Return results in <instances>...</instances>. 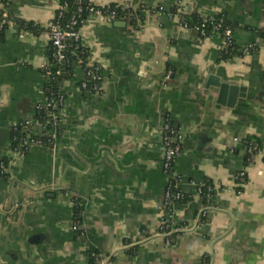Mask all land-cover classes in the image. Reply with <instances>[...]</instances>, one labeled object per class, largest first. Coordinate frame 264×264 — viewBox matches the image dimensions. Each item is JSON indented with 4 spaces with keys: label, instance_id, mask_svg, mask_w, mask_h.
Masks as SVG:
<instances>
[{
    "label": "crops",
    "instance_id": "crops-1",
    "mask_svg": "<svg viewBox=\"0 0 264 264\" xmlns=\"http://www.w3.org/2000/svg\"><path fill=\"white\" fill-rule=\"evenodd\" d=\"M60 1L9 0L7 6L15 23L0 42V207L16 204L17 210L0 211V264H89L90 254L103 264H264V156L249 161L247 148L234 136H254L264 150V85L259 81L264 36L260 43L251 41L264 30V0H92L136 12L127 30L96 16L81 27L90 58L103 65L102 91L83 90L78 70L64 83L68 116L54 153L31 148L11 165L12 128L37 117L45 97L43 69L51 50L47 26ZM178 1L199 16L227 14L238 48L250 42L253 50L223 58L217 35L202 38L178 18L155 12L159 5L169 11ZM18 20L32 22L34 29ZM167 62L174 73L164 86ZM208 67L242 75L258 90L257 107L224 117L225 134L217 139L189 89L191 79ZM168 117L174 127L191 126L175 127L185 140L175 170L186 180L188 199L166 215L180 227L167 237L160 231L158 207L167 186L160 128ZM31 122L41 133V122ZM241 171L246 172L241 193L232 194L227 189L237 188ZM208 181L215 191L202 198L197 185ZM76 197L83 202L77 220L87 239L72 228Z\"/></svg>",
    "mask_w": 264,
    "mask_h": 264
},
{
    "label": "built area",
    "instance_id": "built-area-1",
    "mask_svg": "<svg viewBox=\"0 0 264 264\" xmlns=\"http://www.w3.org/2000/svg\"><path fill=\"white\" fill-rule=\"evenodd\" d=\"M4 7L0 8V31L9 28L15 23L14 18L7 11L9 0L3 2ZM68 2H61L55 14L54 19L47 26V33L52 46L51 61L58 65L57 73H61L62 68H66L68 75L74 77L76 73L71 69V59L69 53L72 52L77 56V66L83 72V77L80 81V86L83 90L93 92H101L103 88V65L90 58L89 50L83 41L81 27L91 16L99 17L107 23H113L117 20H126L135 17V10L130 7H125L120 4H96L92 0H77L75 9L68 11ZM124 12L121 14V12ZM156 13H166L169 17L178 18L180 23L189 29L196 30L202 38H208L217 35L221 40L222 55L237 54L239 50L234 38V28L229 21L227 14L221 13L219 16L206 17L200 16L195 24H190L187 16L192 14L188 6L182 1H178L171 10H165L163 5H159L155 9ZM253 50V46H247L242 50V54H249ZM49 64V63H48ZM45 66V68L48 66ZM173 69L168 67L165 71V79H170L173 76ZM66 82V81H65ZM91 82V85L89 84ZM66 96L62 94L59 99L61 108L58 111L50 113L44 120L39 119V122L44 126L40 134H35L32 130L26 128L32 127L30 121H23L15 124L12 128V151L14 155L25 154L33 146H49L54 143L57 136L63 132L61 127L63 118L59 115L63 110L66 102ZM50 105V103H48ZM43 107L39 104L37 112ZM162 140L164 145V154L162 161V170L167 176V186L164 192L162 204L158 207L162 217L160 227L161 233L167 237L173 232L180 230V227L172 220L165 219V210H170L176 202H186L188 199L187 193L183 186L186 183L185 178L178 174L175 170L177 158L182 153L184 137L177 132L171 119H165L162 125ZM247 153L250 155L248 160L256 154H263L264 150L251 144L247 148ZM2 173L8 171V165L4 161L1 163ZM246 172L241 171L237 175V188L227 189L232 194L241 193V186L245 182ZM215 191V187L211 183H200L197 185V193L202 198H210ZM73 230L80 237L87 235L86 230L80 226V221L75 218L72 226ZM96 260L103 264V261L95 254Z\"/></svg>",
    "mask_w": 264,
    "mask_h": 264
},
{
    "label": "water",
    "instance_id": "water-1",
    "mask_svg": "<svg viewBox=\"0 0 264 264\" xmlns=\"http://www.w3.org/2000/svg\"><path fill=\"white\" fill-rule=\"evenodd\" d=\"M136 9V8H135ZM137 10V9H136ZM133 18L126 19V20H117L113 23L114 26H118L120 28H124V30H127L128 26L133 25ZM255 33V32H254ZM257 36L260 37L258 40H251L253 43H260L263 41L264 36V30H259L257 33ZM233 38H235V35L233 34ZM248 43H241V46L239 48V54H242V50L247 47ZM168 63V62H167ZM147 70H152V68H146ZM140 70L139 66H137L136 72ZM172 81V77L170 79H165L164 77V86H167ZM259 81L264 85V74L259 76ZM245 78L242 75L237 76H227V74L224 73V70L222 68H214V67H208L207 69L200 72L198 77H193L189 84H192V86H189V89L191 91H194L196 95L198 96V100L200 102V110L199 115L201 118V115H203L207 121H212V123H207L205 126L209 127L211 125V135L213 136L212 139H217L219 136L223 133L221 123L220 121L226 117V116H237V114L240 113H246L248 111H253L254 107H257L256 103V95L255 92H257V87H255L253 81H250L249 84H245ZM160 88L162 86V80L160 81L159 85ZM157 86V87H158ZM91 92V91H90ZM189 93V92H188ZM42 104H48V99L45 95ZM67 101L65 102V108L61 110V113L59 114L63 118V123L61 125L62 128H65V122L67 120L68 116V108ZM165 116V113L162 114ZM200 118H198V121H200ZM34 119L35 123H39V119L37 117L35 118H28L30 122ZM164 122V121H163ZM32 123V122H31ZM216 123V124H215ZM216 127V125H218ZM180 124L184 125L185 127H190L191 123H185L180 122ZM180 124L178 123L175 127H180ZM163 125V123H162ZM162 125L160 128L161 137H162ZM200 127V126H198ZM40 129H44L43 125H39ZM237 128V127H235ZM27 130H32L33 128L30 126L26 128ZM237 131V129H235ZM34 132V131H33ZM35 133V132H34ZM237 133V132H235ZM37 134V133H35ZM40 134V133H39ZM235 140L238 142H241L244 147L250 142L254 141L258 143V138L254 136H247L246 138H242L239 136V134H235ZM59 136H57L58 138ZM56 138V140H57ZM56 140L54 143L50 144L49 146H33L35 147H44L48 150H51L52 153H54V150L56 148ZM185 141V140H184ZM184 145V143H183ZM9 149H12V146L8 147ZM165 149V148H164ZM164 154V151H163ZM21 154L14 155L12 158L13 161L11 165H13L14 160L17 159ZM162 161H163V155H162ZM10 165V166H11ZM48 190V187L38 189L37 191L46 192ZM49 197H54V194H48ZM175 203L173 204V206ZM172 206V207H173ZM0 211L2 213L8 214V212L13 208L14 210H17V205L14 204L13 206H4L0 207ZM7 212V213H6ZM11 214V213H9ZM165 215H170V210L164 211ZM7 219L9 215H4ZM169 220H173L172 218H168ZM8 220V219H7ZM175 220V219H174ZM80 239H87V236L79 237Z\"/></svg>",
    "mask_w": 264,
    "mask_h": 264
},
{
    "label": "trees",
    "instance_id": "trees-1",
    "mask_svg": "<svg viewBox=\"0 0 264 264\" xmlns=\"http://www.w3.org/2000/svg\"><path fill=\"white\" fill-rule=\"evenodd\" d=\"M2 1L6 2V0H2ZM65 1L68 2V4H69L68 11L69 12L73 11L75 9V3L77 0H61V2H65ZM120 12H121V14L124 13L122 11H120ZM219 15L220 14L215 15L214 17H217ZM199 18H200V16L196 13H192V14L187 16V19L190 22V24L197 23ZM18 22L25 29H30V30L34 29L32 22H27L24 20H18ZM6 30H7V28L0 31V42H2L4 40ZM237 54H239V50H237ZM233 55H230V54L229 55H223V58H229ZM49 56H50L49 57L50 58L49 64L46 68L43 69V74H44V77L46 79L45 95H46V97L48 99V103H50V105L43 104V107L39 110V112H37V118L42 119V120L47 118L50 113L58 111L61 108V105H59L60 96L62 94H64L67 97V94L64 90V83H65V81L74 78V75L73 76L68 75V73L65 70L66 68H62L61 73H57L59 66L54 64L51 61V59H52V46H51V50L49 52ZM69 56H70L71 63H72L71 69L73 70L74 73H76V71L79 70V68L76 64L77 56L75 54H73L72 52L69 53ZM168 67H171L174 71V67L170 62L167 64V68ZM89 84L91 85V82H89ZM246 139H248V138H246ZM251 144H254L257 147H260V145L258 143L254 142V141H250L246 145V148H248V146ZM246 158H247V156H246ZM208 183H211V181H208ZM83 210H84V206H83L82 200L79 197H76L75 198V209H74L76 219H81ZM77 236L80 237L78 233H77ZM89 260H90L89 264H100L96 260V258L93 254H90Z\"/></svg>",
    "mask_w": 264,
    "mask_h": 264
}]
</instances>
